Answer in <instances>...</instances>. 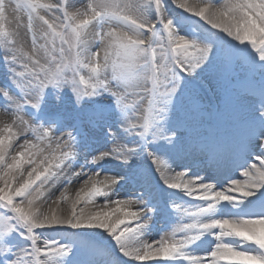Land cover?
<instances>
[{
	"label": "snow or ice",
	"instance_id": "snow-or-ice-1",
	"mask_svg": "<svg viewBox=\"0 0 264 264\" xmlns=\"http://www.w3.org/2000/svg\"><path fill=\"white\" fill-rule=\"evenodd\" d=\"M0 264H264V0H0Z\"/></svg>",
	"mask_w": 264,
	"mask_h": 264
},
{
	"label": "rangeland",
	"instance_id": "rangeland-1",
	"mask_svg": "<svg viewBox=\"0 0 264 264\" xmlns=\"http://www.w3.org/2000/svg\"><path fill=\"white\" fill-rule=\"evenodd\" d=\"M49 108L53 111L59 110V106H57L54 101L50 102Z\"/></svg>",
	"mask_w": 264,
	"mask_h": 264
}]
</instances>
